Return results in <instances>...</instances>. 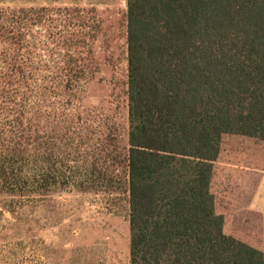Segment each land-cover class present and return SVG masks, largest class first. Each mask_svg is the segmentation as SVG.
<instances>
[{
  "label": "trees",
  "instance_id": "trees-1",
  "mask_svg": "<svg viewBox=\"0 0 264 264\" xmlns=\"http://www.w3.org/2000/svg\"><path fill=\"white\" fill-rule=\"evenodd\" d=\"M39 11L0 9V197L76 171L52 145L75 139L66 125L95 74L99 26L93 10L64 7L53 33ZM125 22L128 132L112 162L128 264H264V252L224 233L215 190L218 164L264 169V0H126ZM104 151L91 146L75 187H105ZM236 189L224 192L227 208Z\"/></svg>",
  "mask_w": 264,
  "mask_h": 264
},
{
  "label": "rangeland",
  "instance_id": "rangeland-1",
  "mask_svg": "<svg viewBox=\"0 0 264 264\" xmlns=\"http://www.w3.org/2000/svg\"><path fill=\"white\" fill-rule=\"evenodd\" d=\"M64 7L93 10L88 17L99 26L89 46L96 71L75 105L78 123L66 125L75 139L68 135L72 139L52 145V156L75 165L76 171L65 174L55 188H26L25 196L10 193L21 188L5 189L0 197V264H128L125 188L120 169L112 162L126 145L128 132L126 0H0L3 10L40 12L45 8L42 24L53 33L58 20L67 24L61 14L56 15ZM93 144L105 147L102 170L109 179L104 188L89 184L77 188L71 177L83 174L82 162L89 158ZM217 167L215 190L219 188V200L224 202L217 210L226 217L224 233L264 252V224L253 219L251 208L243 206L251 197L252 171L223 164ZM230 188L237 189L227 208L224 192Z\"/></svg>",
  "mask_w": 264,
  "mask_h": 264
},
{
  "label": "crops",
  "instance_id": "crops-1",
  "mask_svg": "<svg viewBox=\"0 0 264 264\" xmlns=\"http://www.w3.org/2000/svg\"><path fill=\"white\" fill-rule=\"evenodd\" d=\"M252 173L251 197L246 201L249 203L243 206L251 208L253 219L264 224V169Z\"/></svg>",
  "mask_w": 264,
  "mask_h": 264
}]
</instances>
